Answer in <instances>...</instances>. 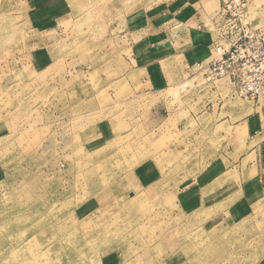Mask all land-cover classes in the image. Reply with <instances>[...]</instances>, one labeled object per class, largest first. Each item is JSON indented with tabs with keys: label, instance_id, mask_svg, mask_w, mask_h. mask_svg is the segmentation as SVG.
Instances as JSON below:
<instances>
[{
	"label": "rangeland",
	"instance_id": "obj_1",
	"mask_svg": "<svg viewBox=\"0 0 264 264\" xmlns=\"http://www.w3.org/2000/svg\"><path fill=\"white\" fill-rule=\"evenodd\" d=\"M181 1L0 0V264H264V198L208 192L255 102L176 61L144 81L147 25Z\"/></svg>",
	"mask_w": 264,
	"mask_h": 264
},
{
	"label": "crops",
	"instance_id": "obj_2",
	"mask_svg": "<svg viewBox=\"0 0 264 264\" xmlns=\"http://www.w3.org/2000/svg\"><path fill=\"white\" fill-rule=\"evenodd\" d=\"M219 6V0H182L178 5H167L158 16L152 15L147 25V80H144L151 89L164 85L169 78L164 68L168 66L169 73L172 62L176 61L172 65L178 68L185 64L201 68L216 55L212 45L218 40L219 29L215 28L212 9ZM261 9L263 6L256 23L264 24ZM260 24L256 27H261ZM170 29L176 32L172 34ZM254 102L234 122L225 117V130L220 133L224 147L215 167L224 165L225 174L219 176L224 182L208 191L210 197L220 194L226 201L237 198L238 209L264 198V97ZM242 110L240 107L239 112ZM214 181L208 182V186Z\"/></svg>",
	"mask_w": 264,
	"mask_h": 264
},
{
	"label": "built area",
	"instance_id": "obj_3",
	"mask_svg": "<svg viewBox=\"0 0 264 264\" xmlns=\"http://www.w3.org/2000/svg\"><path fill=\"white\" fill-rule=\"evenodd\" d=\"M249 0H220L214 20L219 27L216 55L205 66L226 77L233 94L257 101L264 95V29L247 20Z\"/></svg>",
	"mask_w": 264,
	"mask_h": 264
}]
</instances>
